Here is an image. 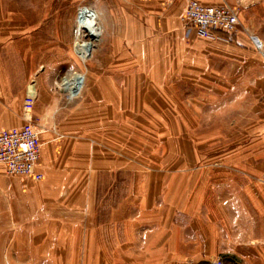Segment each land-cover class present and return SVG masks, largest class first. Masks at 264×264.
<instances>
[{"label": "crops", "instance_id": "obj_1", "mask_svg": "<svg viewBox=\"0 0 264 264\" xmlns=\"http://www.w3.org/2000/svg\"><path fill=\"white\" fill-rule=\"evenodd\" d=\"M187 1L129 0L117 5L114 18L98 13L109 45L88 52L95 64L85 68L83 96L61 101L48 87L37 97L42 180L8 176L0 165V264H207L217 256L227 264H264V181L258 187L256 181H137L134 174L137 143L127 130L145 131L149 121L139 106L150 103L161 80L175 107L185 92L173 83L203 82L209 69L222 74L227 100L242 106L237 121L227 120L232 130L239 124L245 140L227 152L228 165L264 170V0H241L238 14L239 26L258 27L260 37L251 36L261 52L239 29L213 39L185 37L180 17ZM5 10L10 14L11 5ZM9 41L0 36V131L23 124L30 77L26 67L11 71ZM157 41L168 49L155 51ZM164 55L168 65L154 64ZM235 90L242 96L234 97ZM165 115L162 152L176 154L171 117L175 136L184 139L186 116L170 109ZM252 156L261 165L251 166ZM124 171L132 179L123 181Z\"/></svg>", "mask_w": 264, "mask_h": 264}, {"label": "rangeland", "instance_id": "obj_2", "mask_svg": "<svg viewBox=\"0 0 264 264\" xmlns=\"http://www.w3.org/2000/svg\"><path fill=\"white\" fill-rule=\"evenodd\" d=\"M125 1L129 0H0V36L4 41L10 39L11 71L17 72L13 69L16 66L21 69L26 67L28 76L30 75L29 81L36 83L38 97L41 92L47 93L48 87H54L53 91L61 101H66L68 93L62 90L59 84L74 74L80 76L83 82V76H89L85 68L89 69L95 64L94 52L86 60L88 52L96 50L97 46L109 45V42H103L102 36L97 40L87 37L81 28L79 9H92L99 24L100 13H106L109 19L114 18L117 5ZM9 5L10 14L5 10L6 7L8 10ZM256 28L258 27L247 30L238 25L237 30H243L246 39H249L253 32L260 37ZM81 43H87V50L81 53L82 56L77 52V45ZM152 48H155V51L167 50V42H154ZM158 60L160 62L157 58L154 59V64L168 65L166 55ZM221 77V73L215 74L209 69L207 74L202 75L203 82H187L186 86L182 82L173 83L178 94L185 92L175 107L168 103V84L161 80L156 83L150 103L139 106V115H147L149 119L148 129L127 130L131 135H135L137 143L134 145L137 150L136 157L133 158L137 181H256L257 187L258 181H264V170H243L237 162L233 168L234 166H229L226 161L227 152L237 148L245 140L242 130L237 128V122L233 130L228 126V119L235 117L237 121L238 115L242 113V106L231 103V99L227 100L230 91H227ZM212 92H217V97ZM242 92L235 90L234 97H241ZM82 96L81 93L78 98ZM167 109H170L173 115L184 112L186 116L187 130L182 134L184 139L175 136L178 123L171 117V141L176 142V154L162 152L164 132H161L162 123L159 119L166 116ZM250 110L249 120L254 122V109L250 107ZM251 140L253 141V137ZM183 142L188 144L187 148L183 147ZM181 149L186 152L183 153ZM123 157L124 163H131L132 160L125 158L126 155ZM262 158L264 159V156ZM259 165L261 163L253 160L252 156L251 166ZM134 174L124 171L123 181H129Z\"/></svg>", "mask_w": 264, "mask_h": 264}, {"label": "built area", "instance_id": "obj_3", "mask_svg": "<svg viewBox=\"0 0 264 264\" xmlns=\"http://www.w3.org/2000/svg\"><path fill=\"white\" fill-rule=\"evenodd\" d=\"M240 2L241 0H235L234 5L226 3L204 5L197 0H188L180 17L185 37L194 34L200 39H213L217 34H234L239 25ZM81 9H87L86 12L96 17L92 9L82 7L79 12ZM250 40L255 49L261 52V42L255 36H251ZM261 55L264 59V55ZM37 90L36 83L32 80L25 87L21 103L23 124L0 131V165L8 176L40 182L42 175L36 169L40 159L41 130L33 118V109L38 97ZM73 98L75 96L68 95L69 100ZM207 264L227 263L223 257L217 256Z\"/></svg>", "mask_w": 264, "mask_h": 264}, {"label": "bare ground", "instance_id": "obj_4", "mask_svg": "<svg viewBox=\"0 0 264 264\" xmlns=\"http://www.w3.org/2000/svg\"><path fill=\"white\" fill-rule=\"evenodd\" d=\"M86 10L81 9V11L79 12L81 28L83 29V31H85L87 37L97 40L102 34V29L97 23V15L96 17L92 16L91 14H89V12H86ZM77 47L79 50L77 51L78 54L82 56L81 53L87 50V43L78 44ZM61 85L63 90L66 91L69 96L77 97L81 93V89H82L81 77L78 76L77 74H74L72 77L62 82Z\"/></svg>", "mask_w": 264, "mask_h": 264}]
</instances>
